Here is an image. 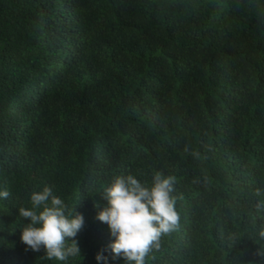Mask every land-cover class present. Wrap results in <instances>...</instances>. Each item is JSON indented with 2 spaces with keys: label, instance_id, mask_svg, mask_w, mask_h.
I'll return each mask as SVG.
<instances>
[{
  "label": "trees",
  "instance_id": "trees-1",
  "mask_svg": "<svg viewBox=\"0 0 264 264\" xmlns=\"http://www.w3.org/2000/svg\"><path fill=\"white\" fill-rule=\"evenodd\" d=\"M157 172L145 264H264V0H0V264H96L104 189ZM45 186L84 217L66 261L19 239Z\"/></svg>",
  "mask_w": 264,
  "mask_h": 264
},
{
  "label": "clouds",
  "instance_id": "clouds-1",
  "mask_svg": "<svg viewBox=\"0 0 264 264\" xmlns=\"http://www.w3.org/2000/svg\"><path fill=\"white\" fill-rule=\"evenodd\" d=\"M174 184V177L160 172L153 175L150 185L134 175L113 179L102 195L106 204L97 206L95 217L107 225L112 239L95 253L96 264H112L117 259L124 264H145L152 248L160 247L161 237L179 226L176 201L171 195ZM9 195L7 190H0V199ZM30 204L29 208L18 209V215L27 221L19 237L25 251H43L47 259L56 261L80 255L74 238L84 225L83 215L69 211L49 186L33 191ZM260 207L264 206L258 205V210Z\"/></svg>",
  "mask_w": 264,
  "mask_h": 264
}]
</instances>
